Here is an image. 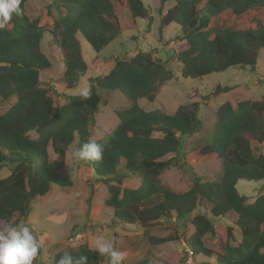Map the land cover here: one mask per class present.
Returning a JSON list of instances; mask_svg holds the SVG:
<instances>
[{
    "label": "trees",
    "instance_id": "trees-1",
    "mask_svg": "<svg viewBox=\"0 0 264 264\" xmlns=\"http://www.w3.org/2000/svg\"><path fill=\"white\" fill-rule=\"evenodd\" d=\"M126 1L133 17H150L143 0ZM171 1L175 4L161 15L159 32L172 23L180 27V38L187 45L177 57L183 78L201 80L230 67L256 70L257 49H264V0H161V4ZM26 3L21 0L22 13L13 14L0 30V98H16L0 113V222L14 224L16 214L27 218L35 199L49 194L52 185L72 186L60 174L67 157L65 146L74 140L75 147L96 141L104 146L103 158L85 163L100 178L115 181L105 200L114 211L115 224L140 225L147 230L161 219L169 221L175 215L183 220L194 214L195 231L186 241L195 255L215 259L217 264H264V193L248 202L237 189L239 180H264V155H255L252 146L264 142L260 123L264 96L261 101L244 100L236 106L226 101L218 107L210 142L199 151L222 161V175L213 181L194 176L189 190L176 192L162 182L161 175L176 162L182 140L202 128L201 110L210 95L226 93L232 87L216 86L203 95V101L182 104L171 114L159 108L145 110L138 101H155L161 87L175 75L169 63L141 51L132 57H116L108 74L90 77L89 98L68 96L69 101L57 108L41 80V73L52 66L41 47L45 30L38 18L28 15ZM202 3L207 4L206 10ZM51 7L66 9L54 21L51 35L65 52V90H75L88 69L79 36L96 53L119 37L122 25L116 2L54 0ZM100 89L121 91L131 105L117 112L119 123L110 134L92 140L95 116L103 103ZM32 133L37 136L31 137ZM50 148L55 159L50 157ZM168 155L171 157L164 159ZM3 169H8V176L2 177ZM129 175L141 178L137 188L121 186ZM204 200L212 204L211 216L233 215L240 229L239 240L233 225L218 232L226 241L221 253L204 243L207 235L221 229L209 215L198 211ZM174 239L148 236L154 245ZM65 253L74 259L86 255L88 264H104L107 258L88 244H80L56 253L52 264H58ZM132 264L151 262L141 259Z\"/></svg>",
    "mask_w": 264,
    "mask_h": 264
},
{
    "label": "rangeland",
    "instance_id": "rangeland-1",
    "mask_svg": "<svg viewBox=\"0 0 264 264\" xmlns=\"http://www.w3.org/2000/svg\"><path fill=\"white\" fill-rule=\"evenodd\" d=\"M117 6L122 32L119 37L107 45L100 53H96L87 40L79 36L84 59L88 69L79 87L75 90H65L64 79V49L55 36L51 35L54 21L63 16L64 8L51 7L54 0H27L26 10L31 18L39 19V26L45 30L42 39V51L47 55L52 66L41 73L42 86L47 88L54 105L59 108L69 101L68 96L78 95L80 89L90 86V77L104 76L113 67L114 59L132 57L138 52H151L171 65L174 79L167 82L159 90L153 102L143 98L139 105L145 110L161 109L173 113L182 104L203 101V95H208L216 87L230 86L232 90L210 95L209 101L202 107V128L191 137L184 138L176 162L161 175V180L176 192H185L193 186V177L200 176L203 181H213L223 172L222 161L214 155H202L199 148L210 142L211 133L216 123V111L226 102L236 106L244 100L261 101L264 96V49L259 48L258 62L255 71L230 67L224 72L212 73L203 79L183 78L180 73L178 54L187 45L181 40L180 27L172 23L159 32L161 15H163L173 1L162 5L161 0H143L149 10L146 19L133 17L126 0H114ZM201 6L206 10L207 4ZM103 103L96 114V123L92 129V140L102 139L110 134L118 125L117 112L131 105L126 95L119 90L100 89ZM16 101L0 98V113L5 112ZM261 128L264 130V113L260 116ZM35 133L31 137L35 138ZM76 140L65 146L67 157L60 170L67 179L73 182L68 188L52 185L46 196L39 197L33 202L31 214L26 218L15 215L13 222L27 223L41 242L40 253L35 264H52L54 255L61 251H69L80 244H88L94 249L97 236L103 234L112 241L117 250L126 253L123 264H132L141 259H147L151 264H183L186 254L187 239L195 231L191 223L194 214L183 220L163 219L156 222L149 229L140 225L114 223L113 209L107 207L105 200L109 197V185L115 184L111 179L100 178L93 168L85 161L76 163L72 151ZM255 155H264V142L252 144ZM50 157L57 155L50 148ZM171 155L164 159H169ZM2 177L9 175L8 169L2 170ZM141 183L139 176L129 175L122 181V187L137 188ZM237 189L248 202H254L264 193V180H239ZM212 204L204 200L198 210L211 217L217 229L216 233L207 235L204 243L207 247L217 251H225L226 241L218 234L227 225L234 224V216L215 218L210 215ZM196 211L195 213H197ZM6 225L0 222V227ZM236 227V226H235ZM233 227L237 240L240 239V229ZM264 229V225H263ZM221 232V231H220ZM220 234H223L220 233ZM148 236L158 238L173 237V241L163 244H152ZM197 264H217L215 259H209L201 254L196 255ZM108 264L106 258L105 263Z\"/></svg>",
    "mask_w": 264,
    "mask_h": 264
},
{
    "label": "clouds",
    "instance_id": "clouds-1",
    "mask_svg": "<svg viewBox=\"0 0 264 264\" xmlns=\"http://www.w3.org/2000/svg\"><path fill=\"white\" fill-rule=\"evenodd\" d=\"M21 0H0V30L4 29L12 15H20ZM82 98H89L88 88L78 92ZM104 146L96 141L79 144L72 151L76 163L92 160L99 162L103 158ZM41 249V242L27 223L6 224L0 227V264H34ZM99 256L107 257L108 264H123L126 253L116 249L114 243L103 234L94 241V249ZM88 256L80 255L73 258L65 253L58 260V264H88Z\"/></svg>",
    "mask_w": 264,
    "mask_h": 264
},
{
    "label": "built area",
    "instance_id": "built-area-1",
    "mask_svg": "<svg viewBox=\"0 0 264 264\" xmlns=\"http://www.w3.org/2000/svg\"><path fill=\"white\" fill-rule=\"evenodd\" d=\"M185 251L186 256L183 264H197L196 255L194 254V251L189 246H186Z\"/></svg>",
    "mask_w": 264,
    "mask_h": 264
}]
</instances>
